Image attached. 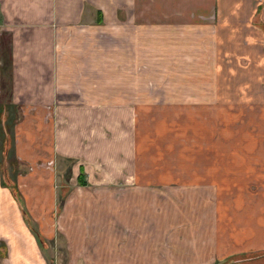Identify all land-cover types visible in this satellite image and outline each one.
<instances>
[{"label": "crops", "instance_id": "crops-1", "mask_svg": "<svg viewBox=\"0 0 264 264\" xmlns=\"http://www.w3.org/2000/svg\"><path fill=\"white\" fill-rule=\"evenodd\" d=\"M158 2L0 0V264L264 260V0ZM181 62L209 99L149 100ZM59 188L109 199L52 218Z\"/></svg>", "mask_w": 264, "mask_h": 264}, {"label": "rangeland", "instance_id": "rangeland-1", "mask_svg": "<svg viewBox=\"0 0 264 264\" xmlns=\"http://www.w3.org/2000/svg\"><path fill=\"white\" fill-rule=\"evenodd\" d=\"M149 6L148 8L151 11H157L160 8V3L158 0H148ZM200 35L202 34L204 37H206L205 32H201L198 30ZM120 35V34H119ZM133 35V36H132ZM201 35V36H202ZM129 36L132 37V41L135 42V45L138 40H140V36L138 37L136 34H130ZM180 36V34H178ZM131 39V38H130ZM182 49L186 46H189L188 42H183ZM167 58V56H166ZM184 60H190V59H184ZM183 62V60H182ZM174 63L172 65H151L150 66V75L146 73L147 67L145 65L140 66L139 72L141 78H145L146 76H149L151 80L144 79V89L148 90V98L151 101H154L155 103H161V102H179V101H185V102H191L196 100H206L209 99V97H206L204 93H201V90H204L206 88L207 84L205 83V75L204 70L206 69V65H193V64H183V63ZM137 67V66H136ZM134 66V69H136ZM166 80H160L158 77L162 78L164 77ZM135 96V95H134ZM131 97V96H130ZM128 97L127 99H133V100H139V99H147V97L141 98L139 96L135 97ZM13 110L11 108L6 109V118L2 119L1 124L2 128H0V137H5V149L0 152V163H5L7 169L14 170V168H11V163H9V160L4 156L5 151L7 152L8 147V135L6 132L9 133L10 127L13 123L14 119ZM176 120V121H175ZM173 122H175V131L184 130L183 128L186 127L188 122H186V118L179 117L178 120L174 119ZM188 132V130H185ZM6 134V135H5ZM188 136V135H186ZM1 142V141H0ZM3 154V158H2ZM7 160V161H6ZM4 165V164H3ZM36 166L37 163H36ZM45 166H49L47 163ZM14 167V166H13ZM29 169V166H27ZM13 175V174H12ZM102 199H109L107 196L101 192L94 191L93 189L89 190H76L69 191L65 188H59L56 191V204L58 208L55 209V213L52 215V218H62V220L66 217H70V220L77 217L80 218L81 222L87 217L93 216L92 214V207L94 205H91L93 203H96L98 201H102ZM79 207V208H78ZM76 222L79 224V220ZM75 225V226H74ZM73 228H77L78 225L74 224ZM72 232V231H71ZM73 233V232H72ZM60 236V234H59ZM261 264H264V260L260 259Z\"/></svg>", "mask_w": 264, "mask_h": 264}, {"label": "trees", "instance_id": "trees-1", "mask_svg": "<svg viewBox=\"0 0 264 264\" xmlns=\"http://www.w3.org/2000/svg\"><path fill=\"white\" fill-rule=\"evenodd\" d=\"M4 140V139H3ZM2 140V142H1V146H0V151H3V149H4V147H5V143H4V141ZM80 177V176H79ZM79 184H81V185H83V181H82V179H81V177L79 178ZM13 193V192H12ZM32 232H34L33 230H32Z\"/></svg>", "mask_w": 264, "mask_h": 264}]
</instances>
